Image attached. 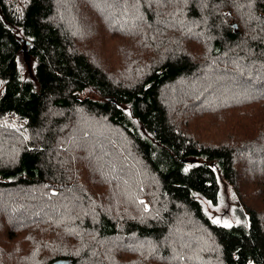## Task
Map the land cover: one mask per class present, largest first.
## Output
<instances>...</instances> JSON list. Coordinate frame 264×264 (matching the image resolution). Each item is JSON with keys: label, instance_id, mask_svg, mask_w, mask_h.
<instances>
[{"label": "trees", "instance_id": "1", "mask_svg": "<svg viewBox=\"0 0 264 264\" xmlns=\"http://www.w3.org/2000/svg\"><path fill=\"white\" fill-rule=\"evenodd\" d=\"M151 1L85 10L79 0H0V264L10 253L17 264H145V251L170 264H264L260 214L244 206L225 227L201 202L217 205L220 182L237 184L238 153L194 141L164 95L195 82L211 120L219 97L226 111L248 106L239 144L264 147V0ZM130 8L142 16L131 26ZM92 17L131 45L117 51L118 69L79 32L87 26L101 46ZM151 192L157 209L144 210L139 197ZM181 210L198 243L176 249Z\"/></svg>", "mask_w": 264, "mask_h": 264}, {"label": "rangeland", "instance_id": "2", "mask_svg": "<svg viewBox=\"0 0 264 264\" xmlns=\"http://www.w3.org/2000/svg\"><path fill=\"white\" fill-rule=\"evenodd\" d=\"M158 0H152L150 5H154ZM81 7H83L85 10H87V6H91L92 2L91 0H79ZM142 5H145L143 3V0H140ZM78 2H75V4ZM136 4L138 2L136 1ZM123 7L120 12L126 13ZM151 7V6H149ZM128 11H131L130 16V26L131 23L140 20L142 21V16L138 11H133L132 8L128 9ZM238 10H236V13L233 11V15H236ZM95 19L97 23V31L100 34V36L104 39L101 42V46H98L99 41L96 38V34L93 30H86L87 26L82 30L79 31L82 34H86L87 36H92L91 39V49L95 51H99L104 57H105V51H108L109 55L113 54V61H114V69H118V64L121 63V59L117 61L118 57L124 56V48H131L130 44L124 45V47H119V44L116 43V39L113 37H110L107 32L105 31V26L101 23V21L98 22V20L95 17H92ZM197 27V26H196ZM106 42V44H105ZM190 47H195L198 49H201V46H198L196 44H193ZM203 50V49H202ZM117 51H120L117 56ZM134 58V55L130 57H126L123 62H128L131 59ZM116 60V62H115ZM27 61H24L23 58H21V72L22 75L26 77V74H28V65L26 63ZM118 63V64H116ZM116 77V76H115ZM198 86H195V82L191 86H183L181 89L177 90L176 86H172L170 89H168L166 92H164L165 100L168 101L169 104V116L172 115L175 120L182 124L181 127L184 131L190 135L194 141H198L199 143H204L205 145L213 144V145H222L225 144L229 148H233V151L235 154L238 153V160L235 157L236 160V170L239 174V179L237 180V184L229 185L225 182H220V192H219V201L217 205H212L211 203L202 200V206L203 210L206 214V216L212 221V223L216 225L221 226H230L232 224L239 223V220L237 219L235 210H243L244 206L249 207L251 209H254L257 214H260L261 222L264 226V147L261 146V143H258L257 151L255 154L252 153H246L248 152L243 148V146L240 143L241 139L244 136H249L250 132L246 127H244L245 122H247L246 112L249 110V107H242V108H235L230 109L228 111L225 110L226 108V102H224V99L222 97H219L218 104L221 103V105H218L216 108L214 117L212 120L210 119L209 115H205V107L204 103L205 100L199 95ZM238 97H242L241 95H238L234 93ZM227 95V94H226ZM96 97L95 95H93ZM227 101V100H226ZM185 104V107H184ZM195 113H199L202 116H198ZM196 116V117H195ZM208 116V118L206 117ZM185 117L189 120H186ZM224 118H231L235 122V125H229V127H226L224 124ZM249 119V118H248ZM118 141L116 143L118 145L124 146V143H126V140L123 138V136L120 133H117ZM116 144V146H117ZM253 149V148H252ZM251 149V150H252ZM236 150V151H235ZM237 152V153H236ZM243 155L244 156L243 158ZM146 178V175H145ZM148 180V179H147ZM150 198L154 199V202L151 204L149 203V197L148 196H141L139 197V200L143 201V208L145 209H152L154 206L157 207L155 204L158 203V198L155 193L151 192ZM157 209V208H156ZM153 210L154 212L156 211ZM138 213L145 219H147L149 213L143 212V210H137ZM180 214H183V217L181 218L180 222L178 221V224H182L183 227H179L177 231L175 229L172 232L171 238L173 242L174 248H179L183 245H190L195 242L198 243V238L193 234V221L192 216H188L184 211H180ZM218 221V222H217ZM184 224L186 225L184 227ZM186 233V234H185ZM185 234V238L181 239L180 237ZM200 237V234L198 235ZM181 244V245H179ZM124 248H129V252H133L135 249H142L144 248V245L142 246L140 243H136L134 245L135 249L133 247H130L128 245H122ZM11 246H8V248ZM176 248V249H177ZM166 251V250H165ZM18 252H14L15 255H17ZM153 253V251H145L143 258L147 259L145 261V264H153L155 261L161 264H170L165 263L166 256H158L155 255L154 258L151 260H148L150 255ZM11 254V253H10ZM10 254L8 256V261L10 264H17L14 262L13 258L10 257ZM177 256L176 253L171 254V258ZM185 258H182V261H184ZM137 262L138 260L135 259ZM189 260H191L189 258Z\"/></svg>", "mask_w": 264, "mask_h": 264}, {"label": "water", "instance_id": "3", "mask_svg": "<svg viewBox=\"0 0 264 264\" xmlns=\"http://www.w3.org/2000/svg\"><path fill=\"white\" fill-rule=\"evenodd\" d=\"M55 264H70V263H66V262H57Z\"/></svg>", "mask_w": 264, "mask_h": 264}, {"label": "snow or ice", "instance_id": "4", "mask_svg": "<svg viewBox=\"0 0 264 264\" xmlns=\"http://www.w3.org/2000/svg\"><path fill=\"white\" fill-rule=\"evenodd\" d=\"M218 222V221H217Z\"/></svg>", "mask_w": 264, "mask_h": 264}]
</instances>
